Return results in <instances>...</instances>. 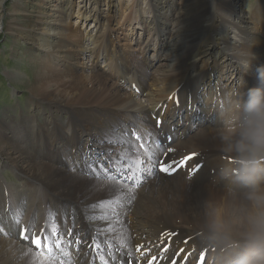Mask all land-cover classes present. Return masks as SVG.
I'll list each match as a JSON object with an SVG mask.
<instances>
[{
  "label": "bare ground",
  "instance_id": "6f19581e",
  "mask_svg": "<svg viewBox=\"0 0 264 264\" xmlns=\"http://www.w3.org/2000/svg\"><path fill=\"white\" fill-rule=\"evenodd\" d=\"M117 1L78 0L75 11L55 5L49 21L40 9L28 11L18 2L11 12L10 32L39 45L42 57L30 56L35 73L26 86L36 110L46 112L41 121L36 114L15 120L0 113V154L10 164L4 165L38 184L29 187L40 198L28 199L17 214L13 203L22 199L0 182V264H94L101 259L93 251V229L105 232L97 236L101 244L121 237L125 247L113 252L128 253L139 264L149 258L151 264H195L203 254L205 264H222L207 224L218 206H231L233 193L243 190L224 129L242 114L248 89L264 77V6L249 14L233 0H176L183 11L173 14L169 0H134L130 9L140 13L135 19L143 25L150 14L152 28L147 41L126 51L115 39ZM87 21L91 29L84 28ZM43 24L53 32H39ZM150 41L159 47L147 56ZM153 60L163 61L160 69L150 70ZM204 90L209 98L199 114L191 103L203 102L198 95ZM133 125L152 137L143 149L138 142L135 159L153 157L156 167L164 156L161 164L171 167L151 171V159L131 199L90 220L88 206L113 192L84 174L82 156L91 152L109 160L110 145L100 142L105 131ZM164 136L175 139L165 146ZM119 151L114 147L112 154ZM37 239L54 242L50 250L38 249Z\"/></svg>",
  "mask_w": 264,
  "mask_h": 264
},
{
  "label": "rangeland",
  "instance_id": "374dc122",
  "mask_svg": "<svg viewBox=\"0 0 264 264\" xmlns=\"http://www.w3.org/2000/svg\"><path fill=\"white\" fill-rule=\"evenodd\" d=\"M77 1L78 0H0V113L14 115L15 120H17L18 117L21 119L22 114H36L38 121H41L43 118V113L45 114L46 112L38 109L36 110L35 103L37 99L32 97V93L30 92L28 86H26L27 83L29 84L33 82L34 79L32 76L35 73L34 66H32L30 63V56H34L36 58L40 56L42 57V54L38 50L39 45L31 44L28 40L18 38L10 32L9 22L12 19L11 12L15 9L16 2L19 3L18 6L20 8H26L28 11L35 10L34 8L37 10L40 9L44 15L42 19L47 21L48 17L49 21L51 19L50 14L52 12L50 8L54 7L55 5H59L63 7L65 6L64 8L66 9L72 8L73 11H75L77 9ZM133 3L134 0H118L116 4L118 8L115 18L119 22V24L117 23L118 25L116 24V34L119 38L115 39L117 40L116 42L118 45L126 51H129L130 48L135 45L137 40L144 39L147 41L149 39L150 29L152 28L150 14H145L147 21L143 25L140 24L139 20L135 19V16L140 15V13L139 11L136 12V10L134 11L130 9ZM169 4L173 10V14L183 11L182 4H179L176 0H169ZM232 4L236 6L240 5L242 8H244L245 12L250 14L255 10V6L258 8H261V5L264 6V0H233ZM163 5H165V3ZM129 14L132 15V20L125 21L126 16ZM21 18L24 19L23 16H21ZM70 18L71 22L73 23L75 21V15L73 17L71 16ZM21 23L23 22L21 21ZM90 23V21L85 22L83 25L84 28L91 29L92 25H90ZM53 30V27L50 25L43 24L40 27L39 32H53ZM50 39L52 40V37H50L49 40ZM158 47V43L155 44L153 41H150L149 45H147V48L149 49L147 50L146 55H154L152 54L154 53L153 49H157ZM164 53L168 56V49L165 50ZM163 61H165V59H163ZM163 61L159 60L157 62L153 60V63L150 65V70L153 71L160 69L161 67L159 62L161 63ZM220 63L221 62H219V64ZM100 65L101 64H98V66ZM103 67L104 66L102 65L99 67V69ZM140 67L141 66L138 65L139 69ZM146 67H148V65H146ZM12 73H16V76H13ZM216 80L217 79H215V81ZM235 80H237V78ZM221 82L222 84H225L226 87V85L229 84V79H223ZM211 83H214V81ZM206 96V94H204V96L203 94L200 95V97H204L203 99H205ZM201 106L202 107H199L200 109L203 108L202 104ZM207 124L209 123H205L206 126ZM205 125H201L200 127L202 128ZM200 127L198 129H200ZM194 132H198V130ZM141 160L143 161L141 164L144 165V160L146 161L148 159L143 157ZM4 163L9 164L6 157L3 154H0V180H2L0 182L6 184L12 189L13 192L15 191V194H12V196L15 195V197H17L19 194V199H22L20 202L16 201L17 203L15 206H20L18 208L21 209L27 208V201H30L28 199H35V201L40 199L38 192H36L34 195L33 188L29 187L37 186L38 184L27 180L24 176L18 174V172L12 167L4 165ZM26 189L27 193L25 192Z\"/></svg>",
  "mask_w": 264,
  "mask_h": 264
},
{
  "label": "clouds",
  "instance_id": "9594fccd",
  "mask_svg": "<svg viewBox=\"0 0 264 264\" xmlns=\"http://www.w3.org/2000/svg\"><path fill=\"white\" fill-rule=\"evenodd\" d=\"M241 110L224 132L243 190L233 193L231 206L214 210L207 224L209 243L222 250V264H264V77L248 89Z\"/></svg>",
  "mask_w": 264,
  "mask_h": 264
},
{
  "label": "snow or ice",
  "instance_id": "6c2138e0",
  "mask_svg": "<svg viewBox=\"0 0 264 264\" xmlns=\"http://www.w3.org/2000/svg\"><path fill=\"white\" fill-rule=\"evenodd\" d=\"M159 123L160 122L157 121V126H159ZM149 135L151 134L143 132L135 125H133L131 129L125 127L123 131L115 127L106 130L100 142L110 145L107 150L110 163L109 168H105L103 164L99 163L96 157L91 155V153L83 154L82 171L84 174L89 175L100 184L107 183L113 192V196L109 197V199L88 206L86 214L90 220H99L101 213L104 215H111L117 208L123 206L125 199H131V193L134 191V187H129L128 181H131L133 186H137L140 172L150 171L149 167L142 168L139 161L135 159L138 155V142L143 141L142 144H139V148L143 149L148 143L147 137ZM153 140H155L154 137ZM117 146H119L120 151L117 152L116 155H113L112 149ZM98 155H104V153ZM190 158L191 157H188L186 159ZM149 161H151L150 156ZM170 167L171 165L161 166L159 170L168 172ZM72 170L75 171V168ZM173 171H175V169H173ZM97 236H106V234L103 230L97 231L93 229L92 239L93 245L95 246L93 251L98 253L102 264H108L109 259L112 264H117V257L113 252V248H115L117 252L120 251L125 247L124 240L121 237H116L115 239L106 238L103 244H101L98 242ZM90 247H92V245H90ZM105 256H107L108 259H104ZM128 264H132V261L129 260ZM149 264H151V261H149Z\"/></svg>",
  "mask_w": 264,
  "mask_h": 264
}]
</instances>
